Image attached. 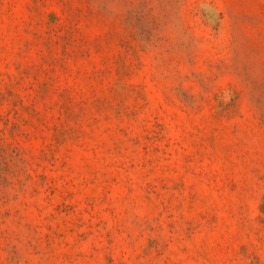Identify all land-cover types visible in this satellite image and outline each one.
<instances>
[{
  "label": "rangeland",
  "instance_id": "374dc122",
  "mask_svg": "<svg viewBox=\"0 0 264 264\" xmlns=\"http://www.w3.org/2000/svg\"><path fill=\"white\" fill-rule=\"evenodd\" d=\"M0 264H264V0H0Z\"/></svg>",
  "mask_w": 264,
  "mask_h": 264
}]
</instances>
